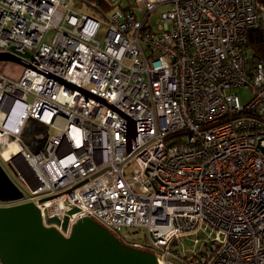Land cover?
<instances>
[{"label":"built area","instance_id":"2783aa9c","mask_svg":"<svg viewBox=\"0 0 264 264\" xmlns=\"http://www.w3.org/2000/svg\"><path fill=\"white\" fill-rule=\"evenodd\" d=\"M136 2L143 19L130 0H0V53L15 57L0 61V163L29 168L24 201L58 195L51 215L68 201L70 226L89 216L159 264H264V53L249 47L264 0ZM29 118L58 129L38 152ZM199 232L203 248L182 251Z\"/></svg>","mask_w":264,"mask_h":264},{"label":"water","instance_id":"95a60500","mask_svg":"<svg viewBox=\"0 0 264 264\" xmlns=\"http://www.w3.org/2000/svg\"><path fill=\"white\" fill-rule=\"evenodd\" d=\"M2 60L15 57L0 53ZM130 127L132 140L136 133L132 123ZM8 165L17 175L13 165ZM57 196L41 198L40 206L24 201L22 188L0 163V202L14 203L0 205V264H159L154 253L124 245L89 216L70 226L69 217L78 208L68 201H64L69 209L62 218L51 215L46 203Z\"/></svg>","mask_w":264,"mask_h":264},{"label":"rangeland","instance_id":"374dc122","mask_svg":"<svg viewBox=\"0 0 264 264\" xmlns=\"http://www.w3.org/2000/svg\"><path fill=\"white\" fill-rule=\"evenodd\" d=\"M135 5V13L139 19H143L145 15V7H143L142 3H137L136 0H130ZM127 3V1H125ZM72 7L78 11V12H87L91 11L87 5H83L81 7H78L76 4H72ZM168 6H162L158 9V13L162 10L167 9ZM111 13V12H109ZM159 17V14H153L150 16V18L147 20L146 23H151L154 26V29H156V20ZM101 25L100 28L96 34V40L99 41L101 44H104L105 37L107 35V31L109 28L108 20L104 17H100ZM54 31L51 30L48 32L44 38L46 42H51L53 39ZM235 92L238 93L240 102L242 104H245L249 102L253 96L254 91L252 88H250L247 85L238 86L234 89ZM33 96H29V100H32ZM58 129L50 124L43 123L38 121L34 118H29L21 133V138L25 145L32 151L36 152L39 150H42L45 147V144L52 134H57ZM3 166L7 170V172L10 174V176L19 183V186L22 188L25 196L27 197L30 193V187L34 185V180L32 178L31 172L29 168L23 163H19L17 166H13L17 175L14 174L13 170L10 168L9 165L3 163ZM21 175H20V174ZM21 176V177H20ZM123 234L133 240H136L138 242L145 241L146 238V230L145 228H128L123 230ZM205 233L199 232L195 234H187L183 235L180 238V246L182 251H186L187 254H191L194 250H201L203 248V242L205 239ZM199 239V243L196 244L195 240Z\"/></svg>","mask_w":264,"mask_h":264},{"label":"trees","instance_id":"16d2710c","mask_svg":"<svg viewBox=\"0 0 264 264\" xmlns=\"http://www.w3.org/2000/svg\"><path fill=\"white\" fill-rule=\"evenodd\" d=\"M103 8H107L105 3H102ZM249 47L252 50L253 58H260L264 53V39L259 31H252L250 34ZM19 185V183L17 182Z\"/></svg>","mask_w":264,"mask_h":264},{"label":"bare ground","instance_id":"6f19581e","mask_svg":"<svg viewBox=\"0 0 264 264\" xmlns=\"http://www.w3.org/2000/svg\"><path fill=\"white\" fill-rule=\"evenodd\" d=\"M55 205H56V202H52V203H50L48 206H49L50 208H52V209H53V208L56 209V208H55Z\"/></svg>","mask_w":264,"mask_h":264}]
</instances>
